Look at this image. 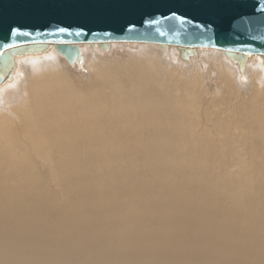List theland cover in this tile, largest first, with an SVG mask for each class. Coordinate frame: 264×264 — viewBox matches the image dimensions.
<instances>
[{"label":"bare ground","instance_id":"obj_1","mask_svg":"<svg viewBox=\"0 0 264 264\" xmlns=\"http://www.w3.org/2000/svg\"><path fill=\"white\" fill-rule=\"evenodd\" d=\"M77 46L0 84V264H264V56Z\"/></svg>","mask_w":264,"mask_h":264},{"label":"water","instance_id":"obj_2","mask_svg":"<svg viewBox=\"0 0 264 264\" xmlns=\"http://www.w3.org/2000/svg\"><path fill=\"white\" fill-rule=\"evenodd\" d=\"M111 42L175 45L184 59L217 48L243 70L251 53L264 56V0H0V84L15 57L46 43L72 64L79 43Z\"/></svg>","mask_w":264,"mask_h":264},{"label":"snow or ice","instance_id":"obj_3","mask_svg":"<svg viewBox=\"0 0 264 264\" xmlns=\"http://www.w3.org/2000/svg\"><path fill=\"white\" fill-rule=\"evenodd\" d=\"M229 23H230V21H229Z\"/></svg>","mask_w":264,"mask_h":264},{"label":"rangeland","instance_id":"obj_4","mask_svg":"<svg viewBox=\"0 0 264 264\" xmlns=\"http://www.w3.org/2000/svg\"><path fill=\"white\" fill-rule=\"evenodd\" d=\"M61 57V56H60Z\"/></svg>","mask_w":264,"mask_h":264}]
</instances>
